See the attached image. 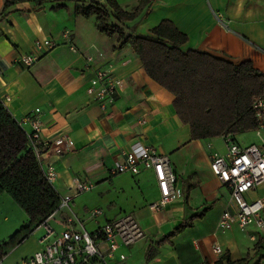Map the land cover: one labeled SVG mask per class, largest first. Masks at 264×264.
I'll use <instances>...</instances> for the list:
<instances>
[{
	"label": "crops",
	"instance_id": "1",
	"mask_svg": "<svg viewBox=\"0 0 264 264\" xmlns=\"http://www.w3.org/2000/svg\"><path fill=\"white\" fill-rule=\"evenodd\" d=\"M5 1L0 0V16L6 14L0 20V100L26 134L31 133L26 118H39L40 144L47 147L38 162L43 174L48 166L54 168L56 178L50 186L60 198L73 193L76 181L93 185L71 204V211L84 227L88 231L96 227L88 219L92 210L102 212L98 223L132 214L145 237L121 248L128 264H216L220 260L221 264H262L264 250L253 251L260 237L254 227L244 232L235 227L224 233L217 228L229 193L211 173L210 162L213 153H225L223 138L191 140L189 127L173 108V95L145 74L129 45L116 49L117 37L99 33L95 17L77 16L74 0L61 8H54V3L41 7L17 3L3 12ZM117 1L127 12L141 9L134 21L124 24L128 34L150 36L151 29L168 20L188 38L180 47L182 52H206L234 64L249 61L264 76V0ZM110 23L120 25L113 18ZM66 30L72 35L76 53L65 44L62 34ZM43 40L56 47L30 69L16 64L21 54H37L34 44ZM99 69L111 70L122 84L106 113L86 95ZM37 109L39 113H35ZM220 140L222 146L218 147ZM137 144L168 156L176 175L177 199L158 211L149 209L159 199L152 171L143 170L136 176L112 174L114 166ZM263 194L261 189L249 198ZM0 197L8 206H19L6 193ZM203 210L191 228L170 243L158 245ZM64 215L59 214L53 223L57 230L63 229ZM29 221L27 216L26 224ZM36 234L11 249L3 264H16L39 251L40 237ZM215 247L219 254L214 253Z\"/></svg>",
	"mask_w": 264,
	"mask_h": 264
},
{
	"label": "trees",
	"instance_id": "2",
	"mask_svg": "<svg viewBox=\"0 0 264 264\" xmlns=\"http://www.w3.org/2000/svg\"><path fill=\"white\" fill-rule=\"evenodd\" d=\"M68 1L72 0H7L3 12L17 3L29 2L35 7L54 3V8H61ZM74 1L77 16L95 17L96 30L109 38L117 37L116 49L129 45L145 74L173 95V108L180 121L189 127L191 140L235 137L256 129L252 104L255 98L264 95V76L251 62L234 64L206 52H182L180 47L188 38L168 20L151 29L150 36L128 34L124 24L134 21L141 9L124 11L117 0H104V5L99 4L101 0ZM5 16H0V20ZM112 18L120 25L110 23ZM38 161L26 134L0 102V195H9L33 224L26 230L28 223L0 244V259L24 243L37 225L58 207L60 197L45 180ZM206 210L176 227L158 245L170 243L191 228L193 221L200 219ZM261 250H264V233L253 247L254 252ZM150 253L148 249L147 258ZM247 259L248 256L243 262ZM216 264H221V260Z\"/></svg>",
	"mask_w": 264,
	"mask_h": 264
},
{
	"label": "built area",
	"instance_id": "3",
	"mask_svg": "<svg viewBox=\"0 0 264 264\" xmlns=\"http://www.w3.org/2000/svg\"><path fill=\"white\" fill-rule=\"evenodd\" d=\"M214 16L224 25L220 15ZM62 37L69 50L76 53L70 31H64ZM55 47V43L50 40L36 41L34 48L37 54H21L16 64L23 69H30L41 56ZM121 87V81L115 79L111 70L99 69L94 72L86 95L106 113L114 104ZM252 110L257 125L254 131L259 143L243 146L235 137L227 136L223 138L225 153H213L211 156V173L229 193L228 205L221 213L217 226L222 233L235 227L243 232L249 227H254L258 234L264 231V194L249 198L259 190H264V95L254 99ZM35 113H39V110H35ZM26 122L31 128L30 134L25 133L28 143L39 160L47 147L46 144H40L41 122L36 115L27 117ZM143 170L153 172L159 190V199L149 205L151 211H158L177 199V179L169 158L152 148L140 144L133 146L125 154L124 160L114 166L112 174L136 176ZM44 177L49 184L54 182L56 173L52 166L47 167ZM92 188L91 184L76 181L73 193L60 198L57 209L34 229L33 233L43 232L38 240L40 250L20 259L16 264H128L127 256L121 252V248L130 247L145 237L132 214L123 215L112 222L98 223L102 212L92 210L88 212V219L96 223V227L88 231L84 222L71 211L73 200ZM62 212L65 214L61 222L63 229L57 230L53 223ZM251 239L255 240L256 237L252 236ZM214 253H220L218 247L214 248ZM4 258L0 259V264H3Z\"/></svg>",
	"mask_w": 264,
	"mask_h": 264
},
{
	"label": "rangeland",
	"instance_id": "4",
	"mask_svg": "<svg viewBox=\"0 0 264 264\" xmlns=\"http://www.w3.org/2000/svg\"><path fill=\"white\" fill-rule=\"evenodd\" d=\"M237 142L243 146H247L250 144L259 143V140L256 135V131H250L241 135L240 138L237 139ZM216 145L218 147H221L222 140L218 141ZM3 198L4 197H0V244L6 243L16 232L27 225L26 213L17 205H14L12 207L8 206ZM32 225L33 224L31 223L28 224L29 227L26 230L30 229ZM36 233V235H38L39 237H41L43 234L42 231H38ZM263 233L264 231L262 232V234Z\"/></svg>",
	"mask_w": 264,
	"mask_h": 264
}]
</instances>
